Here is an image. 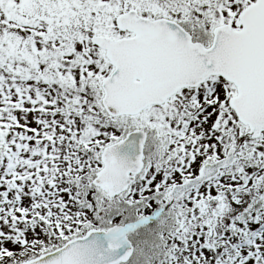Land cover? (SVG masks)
<instances>
[{"label": "snow or ice", "instance_id": "1", "mask_svg": "<svg viewBox=\"0 0 264 264\" xmlns=\"http://www.w3.org/2000/svg\"><path fill=\"white\" fill-rule=\"evenodd\" d=\"M0 264H264V0H0Z\"/></svg>", "mask_w": 264, "mask_h": 264}]
</instances>
